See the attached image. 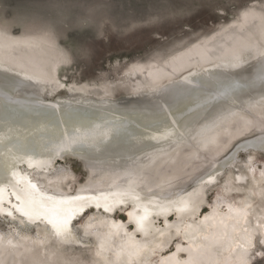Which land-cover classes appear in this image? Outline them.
Listing matches in <instances>:
<instances>
[{"label": "bare ground", "instance_id": "obj_1", "mask_svg": "<svg viewBox=\"0 0 264 264\" xmlns=\"http://www.w3.org/2000/svg\"><path fill=\"white\" fill-rule=\"evenodd\" d=\"M238 27L235 25L228 29L232 31L231 33L224 31L225 33H221L212 40L190 47L172 58L169 68L163 67L165 71H169L170 75L162 77L155 73L147 79H140L133 89L135 91L140 89L150 91V98L146 102H131L129 104L118 103L114 98L102 95L97 88L84 87L82 90L79 88L80 92L73 96L55 97L53 94L61 88L62 83L54 77L55 63L47 51L36 49L29 44L0 46V65L15 71L24 70L30 75L39 77L43 83L36 86L39 91L38 99L43 101L44 105L57 106L55 120L46 129L43 127H40L38 131L33 129L35 121L43 120V117L30 116L26 125L33 130L39 150L45 152V157L47 152L43 145H49L54 150L57 138L69 130L65 113L72 118L73 122L87 118L93 124H100L101 117L117 122L125 121L128 130L133 132L136 130L137 124L141 126L140 131H144V126H148V128L156 126L159 120L158 104L167 102L187 113L185 117L187 129H181L184 133L183 141L175 147V150L168 145H157L155 141H145L144 151L138 152L130 149L128 144L118 142L102 158V163L95 168H90L91 175L88 180L85 183H79L73 190H66L59 183V179L67 178L69 173L57 175L44 172L40 175L44 178L39 179L50 192L65 195H89L93 192H118L128 189L136 190L141 197L149 196V190L156 193L154 202L150 203L148 199H142L139 202L142 207H148L155 212L146 221L148 228L146 234L138 233L135 230V224L130 222L131 218L128 213L133 212L135 215L136 212L129 205L117 207L108 213L93 209L88 217L82 220L80 224L82 233L79 236L83 241L86 237L88 238V235L93 236L94 253L101 251L100 258L103 264H150L155 255L167 249L164 246L165 242L168 237L174 235L180 236L191 246H196L199 242L203 243L201 236L209 228V219L212 218L211 213H203L206 188L209 185L195 184L193 178L214 168H220V159L226 152L229 140L226 129H230L231 121L235 119L224 112L226 119L218 121L211 131L205 132V137H215L217 142L209 144L207 147L200 146L198 150L193 145H197L204 138L199 133L205 122V117L210 121L228 106L237 113V117L245 115L246 113L240 111L241 101H243V107L251 112L247 118L252 121L254 129L258 130L264 120L260 114V106L264 104V99H262L264 90L261 89L259 83L254 89L243 92L241 99L234 104L228 102L227 105H218L213 102L210 105H205L203 103L204 99L214 90V77L228 73L229 65L236 55H242L246 61H253V65L256 64V52L260 46L264 45V27L261 28L259 34L245 29L239 31ZM228 36L229 38L224 40ZM219 46H223V49ZM214 54L220 56L215 58ZM153 77L154 79H150ZM44 84L48 86L46 94L43 91ZM22 99L31 101L36 97L26 95ZM3 103V99L0 98V105ZM0 127H3L2 123H0ZM21 130H24L23 127ZM159 147L164 148L163 153L147 155L154 153L155 149ZM237 156L224 161V163L233 168L236 165ZM136 157L139 159L133 164V159ZM57 162L55 161L53 166H58ZM242 162L243 167L248 169L245 161ZM126 170L134 173L131 185L122 183ZM220 170L223 172L224 169ZM233 170H230L223 180L225 194L236 188L239 189L237 183L243 181L248 175L247 172ZM136 172L140 174L136 175ZM237 175L241 177L239 181L235 179ZM167 181H170L173 187H169ZM260 181H264V176H261L259 171V177L254 178L253 185L245 188V193L239 201L235 197L226 198L220 194L213 203H210L211 208L214 205L215 207L223 206L227 210L226 215L231 217L234 223L239 224L243 220L245 206L253 197V187ZM181 189L185 192L184 201L189 204L187 211H177L176 206H172L169 212H159L154 209L155 203L167 205V201L160 199L165 192H179ZM229 206L233 209L231 212ZM118 211L124 212L125 218L117 216ZM172 216H174L173 220L170 219ZM16 223L18 224L19 220ZM34 226L36 227V225H21L20 229H17L15 225H12L9 230H0V264H43L42 261L32 260L31 250L34 244H40L45 238L50 239L53 236L50 229L42 223L37 226L42 227V230L35 231V235L32 236L29 229ZM17 231H19V236L16 235ZM74 231L76 230L74 229ZM249 235H251L249 232L239 231V227L236 225H231L230 231H228L222 223L215 236L209 238L206 244L209 246L219 243L218 255H216L221 257L224 250H230L237 244L241 246ZM100 245H104L102 250ZM44 250L48 249L42 246L40 251ZM220 252L221 254H219ZM130 253L133 254L130 255ZM47 255V259H50V250Z\"/></svg>", "mask_w": 264, "mask_h": 264}, {"label": "rangeland", "instance_id": "obj_2", "mask_svg": "<svg viewBox=\"0 0 264 264\" xmlns=\"http://www.w3.org/2000/svg\"><path fill=\"white\" fill-rule=\"evenodd\" d=\"M260 5L261 0H0V30L6 28L9 36L30 40V46L49 53L55 63L54 77L63 85L53 94L55 97L73 96L80 92L79 88H97L102 95L129 104L148 101L151 92L135 91V84L155 73L162 77L170 75L163 67L169 68L172 58L182 51L204 44L224 31L231 33L228 29L235 25L239 26V31L245 29L259 34L264 24L260 21H256L255 26L251 22L246 24L242 14L252 7L259 12ZM49 35L52 42L47 40ZM219 56L214 54L215 58ZM253 63L246 61L245 68L251 70ZM43 87L46 94L48 86ZM251 155L255 172L243 167L246 154H241L237 156L236 165L228 167L219 180V186L211 184L206 188L203 213H211L212 218L201 236L203 243L191 246L180 236H170L164 245L167 249L155 255L150 264H241L243 248L238 244L217 257L220 244L208 246L206 241L215 236L222 223L228 231L231 225H236L243 233L245 228L251 235L264 232V181L253 187V197L245 206L239 224L226 215L223 206H210L220 194L239 201L245 188L253 185L264 166V155L258 150ZM65 163L67 161L57 162L58 165ZM230 170L248 175L237 183L239 189L225 194L223 180ZM90 175L89 167L74 162L72 172L67 178L59 179V183L64 189L73 190ZM90 211L73 222L80 235V224ZM116 215L125 218L124 212L118 211ZM10 227L0 218V230ZM29 230L33 236L42 227L34 226ZM178 245L190 250L177 252ZM42 246L50 250V259H47L48 250L40 251ZM31 258L43 264H103L94 253L91 235L83 244L68 245L57 243L53 237L45 238L42 243L33 245Z\"/></svg>", "mask_w": 264, "mask_h": 264}, {"label": "snow or ice", "instance_id": "obj_3", "mask_svg": "<svg viewBox=\"0 0 264 264\" xmlns=\"http://www.w3.org/2000/svg\"><path fill=\"white\" fill-rule=\"evenodd\" d=\"M242 20L246 24L251 22L252 26H255L256 21L264 24V0H261L259 12L254 7L246 8L242 14ZM47 40L52 42L50 35L47 36ZM21 44H31V41L9 36L6 28L0 30V46ZM256 56V64L251 65V70H249L245 68L246 61L242 55H236L229 65L230 71L214 77V90L204 99L203 103L205 105H210L213 102L218 105H227L228 102L234 104L241 99L243 92L254 89L257 83L264 90V45L257 50ZM0 70H2L0 71V98L4 102L0 105V123L3 124V127H0V217L4 218L9 226L15 225L17 229H20L21 225L39 226L42 223L50 229L54 240L61 245L83 244L79 230L74 231L76 228L74 221L93 209L108 213L117 207L129 205L136 212L135 215L133 212L128 213L131 218L130 222L135 224V230L138 233L146 234L148 232L146 221L155 212L148 207H142L139 202L142 199H148L150 203L154 202L156 193L151 190L147 197H141L134 189L118 192L100 191L89 195H65L50 192L39 177L44 172L57 175L70 174L74 162L95 168L103 162L102 158L118 142L128 144L130 149L138 152L144 151L145 141H155L157 145H168L175 150V147L183 141L184 133L181 129H187L185 123L187 113L167 102L158 104L159 120L156 126L152 128L144 126V131H140L141 126L137 124L134 132L128 130L125 121L117 122L101 117L100 124H93L87 118L73 122L72 118L65 113L69 130L57 138L54 150L49 145H43L47 152L45 157V152L39 150L33 130L26 125L30 116L43 117V120L35 121L33 129L37 131L40 127L46 129L55 120L57 106L44 105L43 101L38 99L39 91L36 86L43 83L39 77L30 75L27 71H15L3 67V65H0ZM26 95L34 96L36 99L25 101L22 98ZM240 111L246 114L237 117V113L228 106L210 121L205 117V122L199 133L204 138L197 145H193L198 150L200 146L207 147L209 144L217 142L215 137H205V132L211 131L218 121L226 119L224 112L235 119L231 121L230 129H226L229 140L226 152L220 159V168H214L194 177L195 184H216L219 186V180L223 179L228 171V164L224 161L230 158L234 159L236 155L246 154L245 163L248 170L256 171L252 167L251 153L258 150L264 155V120H262L261 127L256 130L252 127V121L247 118L251 112L243 107V101H241ZM260 114L264 117V104L260 106ZM163 152L164 148L159 147L155 149L154 153L147 155ZM130 159L132 158L130 157ZM138 159L139 157L133 159V164ZM60 160L67 161V163L53 166L55 161ZM221 168L224 169V172H221ZM133 174L132 171L126 170L122 183L131 185ZM135 174L139 175L140 173L136 172ZM260 174L264 176V168L260 169ZM235 179L239 181L241 177L237 175ZM167 183L169 187H173L170 181ZM184 194L183 189L179 192H165L160 199L167 201V205L155 203L154 209L159 212H169L172 206H176L177 211H187L189 204L184 201ZM232 210L229 206V211ZM17 220H19L18 224ZM243 231L247 233L248 229L245 228ZM16 235L19 236V231L16 232ZM241 247L243 248L241 264H264V232L249 235ZM103 248L104 245H100V249ZM185 250L190 249L177 246V252ZM96 255L100 257L101 251H97Z\"/></svg>", "mask_w": 264, "mask_h": 264}]
</instances>
